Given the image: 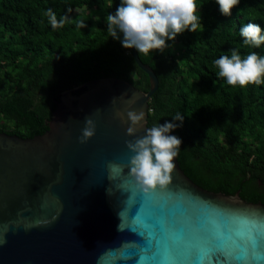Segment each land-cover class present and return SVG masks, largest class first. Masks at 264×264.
Returning a JSON list of instances; mask_svg holds the SVG:
<instances>
[{"label": "water", "instance_id": "1", "mask_svg": "<svg viewBox=\"0 0 264 264\" xmlns=\"http://www.w3.org/2000/svg\"><path fill=\"white\" fill-rule=\"evenodd\" d=\"M131 53L147 92L116 78L91 80L60 95L42 135L0 133V264H264V204L199 187L176 157L163 190L146 194L128 174L126 110L145 112L136 134L145 135L158 87ZM86 118L96 132L81 144ZM221 246L232 254L209 255Z\"/></svg>", "mask_w": 264, "mask_h": 264}, {"label": "trees", "instance_id": "2", "mask_svg": "<svg viewBox=\"0 0 264 264\" xmlns=\"http://www.w3.org/2000/svg\"><path fill=\"white\" fill-rule=\"evenodd\" d=\"M203 27L168 41L163 52L138 58L158 80L148 103L147 126L183 116L171 132L182 140L177 162L199 187L264 204V84L228 85L214 64L245 45L241 27L258 24L264 35V0H240L231 16L215 0H196ZM120 0H0V133L22 139L42 135L60 95L85 82L116 78L147 92L149 80L107 31L106 17ZM51 9L63 27L53 29ZM71 9V12H69ZM83 22L86 27L78 25ZM122 39V36H121ZM137 51V50H136Z\"/></svg>", "mask_w": 264, "mask_h": 264}, {"label": "clouds", "instance_id": "3", "mask_svg": "<svg viewBox=\"0 0 264 264\" xmlns=\"http://www.w3.org/2000/svg\"><path fill=\"white\" fill-rule=\"evenodd\" d=\"M215 2L222 15L231 16L232 9L239 5L240 0ZM197 10L196 0H120L116 11L106 17L107 31L112 39L120 40L125 49L134 48L144 55L154 50L163 52L169 47L168 41H175L176 37L185 31L195 33L203 27ZM46 15L53 29L63 27L68 19L65 16L58 21L51 9ZM78 27L84 28L86 25L81 22ZM261 32L258 24L248 23L241 27L240 36L243 37L245 45L259 48L264 44V35H261ZM214 64L218 68V77L224 78L228 85L245 88L248 85L264 84V56L256 52L242 59L236 49H231V56L223 55L216 59ZM134 103V99L129 101V107ZM116 115L124 120V112H117ZM126 116L129 122L126 134L134 137L125 141L127 149L132 153L127 165L128 174L146 194L158 187L165 189L171 183L174 160L182 144L180 138L170 133L182 125L183 116L177 114L172 118L180 123L166 122L147 128L145 135L139 137L136 134L142 126L145 112L126 110ZM95 132V121L86 118L79 142L87 143ZM108 167L111 170L116 166L110 162ZM119 230H122L121 225Z\"/></svg>", "mask_w": 264, "mask_h": 264}, {"label": "snow or ice", "instance_id": "4", "mask_svg": "<svg viewBox=\"0 0 264 264\" xmlns=\"http://www.w3.org/2000/svg\"><path fill=\"white\" fill-rule=\"evenodd\" d=\"M250 241H251V247L253 249V256H254V258L259 259V257H257L255 255V251H254L256 246H257V241H256L255 238H251V237H250ZM216 251H222V252H225L226 255H231L233 250L229 249V248H224L222 246L221 247H216V248H211V249H209V255H211L212 253H214Z\"/></svg>", "mask_w": 264, "mask_h": 264}]
</instances>
